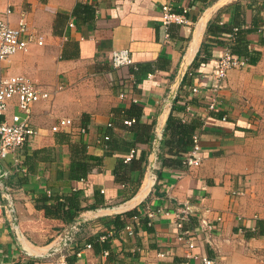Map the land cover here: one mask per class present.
Masks as SVG:
<instances>
[{
  "label": "crops",
  "instance_id": "1",
  "mask_svg": "<svg viewBox=\"0 0 264 264\" xmlns=\"http://www.w3.org/2000/svg\"><path fill=\"white\" fill-rule=\"evenodd\" d=\"M165 2L186 22L163 27ZM79 3L93 7L90 21L73 14ZM7 8L12 25L22 18L44 41L0 61V78L24 76L49 95L33 103L32 127L38 134L22 152L23 170L13 168L11 156L0 158L6 171L0 177V201L8 204V191L20 234H14L9 216L0 217V264L28 259L52 264L50 257L39 255L81 218L76 241L65 249L71 264H202L187 258L185 244L175 235V212L186 202L191 211L184 228L196 226L205 207L223 213L216 244L200 241L195 253L217 264H264V214H254L241 195L229 192L245 189L240 186L244 176L234 173L254 162L256 154L250 149L237 153L236 140L257 131L264 135V31H259L264 0H0V16ZM224 47L236 48L240 53H233L246 58L247 65L227 72L219 104L208 111L209 76ZM119 48L130 52L131 64H110L108 53ZM192 86L200 93L192 94ZM65 118L72 126L52 131ZM192 122L197 123L193 134L200 138L202 163L175 166L171 160L182 151L169 141L182 124ZM107 134L116 145L111 152L102 141ZM81 147L92 170L66 182L71 162L82 160ZM230 153V163L223 164L221 156ZM130 154L133 162L120 166ZM51 176L61 183L49 187ZM55 193L64 202L78 199L71 222L38 206L40 196ZM147 208L158 209L153 218L145 216ZM128 223L133 234L120 233ZM103 243L107 247H100ZM159 250L170 255L159 258Z\"/></svg>",
  "mask_w": 264,
  "mask_h": 264
},
{
  "label": "built area",
  "instance_id": "2",
  "mask_svg": "<svg viewBox=\"0 0 264 264\" xmlns=\"http://www.w3.org/2000/svg\"><path fill=\"white\" fill-rule=\"evenodd\" d=\"M185 12V10H184ZM10 10L7 8L0 16V61H6L12 54L17 51H26L31 44L41 45L44 41V36L37 29L33 28L24 19H19L16 25H12L8 20ZM161 21L163 27H167L170 23L177 24L185 23L186 20L182 13L173 10L171 3L165 2L161 5ZM73 22H69L68 26L72 27ZM237 28H234L236 32ZM264 31V24L259 28V31ZM108 59L113 67H120L132 63L130 52L125 48L112 49L108 53ZM247 65L246 58H243L229 49L224 47L221 54L217 57L213 66V71L209 76L211 86L209 88L210 100L207 103L208 111L214 110L219 104V90L223 86L227 72L234 68H242ZM198 86H192L190 92L192 94L200 93ZM207 90V89H206ZM48 93L37 88L28 78L19 75H10L0 78V158L11 156L12 166L15 170H23L22 152L25 147L32 144L33 139L38 134V130L32 127V106L38 99L48 97ZM123 96V94H121ZM11 107H16V110L10 111ZM187 104L186 109L189 110ZM200 121H205V113L199 115ZM222 120L225 117L222 116ZM131 120H125V123H130ZM110 125V124H108ZM72 126L71 121L67 118L61 119L58 124L52 126V131H57L59 128ZM81 134L86 132L84 127L78 129ZM109 136L104 135L102 141L108 140ZM200 138L197 134L192 135V145L190 149L181 156V163L185 168L200 166L203 160L202 149L200 146ZM130 156H127L124 161H128ZM231 194L242 195L244 190H231ZM157 210L147 208L144 211L145 216L153 218ZM161 212V210L159 209ZM191 211V205L187 202L183 207L175 212V235L177 240L183 242L188 250L187 258L199 260L202 264H217L212 258L200 253H195L200 241L207 245L213 246L215 237L218 234L219 225L223 222V213L214 210L211 207H205L200 212L197 220V225L189 228H184V221L188 220V213ZM167 213L166 211L164 212ZM7 215L4 204L0 201V217ZM240 219V216L238 217ZM148 221L146 225H150ZM80 223L72 226L71 232L66 235L64 244L51 252L48 256L51 258L52 264H71L67 259L65 249L68 245H72L76 241V233L80 231ZM242 231V229H239ZM120 233L132 235L133 228L131 224H126ZM62 236L59 238L61 239ZM104 237H102L103 239ZM91 244H86V248H90ZM106 253V252H105ZM80 250L75 252L79 256ZM170 255L169 250H159L157 257L164 258Z\"/></svg>",
  "mask_w": 264,
  "mask_h": 264
},
{
  "label": "trees",
  "instance_id": "3",
  "mask_svg": "<svg viewBox=\"0 0 264 264\" xmlns=\"http://www.w3.org/2000/svg\"><path fill=\"white\" fill-rule=\"evenodd\" d=\"M73 14L75 16H77L78 18L82 19L81 21L83 22H87L90 21V19H92L93 15H94V9L91 5L89 4H82L79 3L75 6L74 10H73ZM83 14V15H82ZM82 15V16H81ZM233 52L236 53H240L236 48H233ZM197 123H190V124H182V128L179 130V134L177 137H173V139L171 138L172 141H169L171 143V145H178V147H180L179 151H182L180 154H178L177 152H175L173 158H177V156L179 155L178 160H171L172 164L175 166H183L182 165V161H181V156L186 153L188 150L186 149L188 146L192 145V135L194 132V128L196 126ZM199 125V123H198ZM108 135V134H107ZM109 139L105 140V151L107 152H111L112 149L116 148L115 143L113 142V140L111 139V135H108ZM83 145V144H82ZM170 145V146H171ZM130 148H126V151H128ZM80 153H81V159L75 160L73 162H71V166L69 169V174H68V180H65L66 182L69 180H79L81 177H85L87 176V174L92 170L93 164L89 163L85 160L86 158V154H84L83 152L85 151V149L83 150V147H81V149H79ZM75 152L77 153L78 150H75ZM134 158V157H133ZM133 158H131L129 161L130 163L133 162ZM127 162H123V159H121L120 161V166H126ZM136 166L137 164L133 163V166ZM114 171H116V173H118V168L115 165V169ZM118 175V174H117ZM53 178V179H52ZM61 181H58V177H54L51 176V180L48 181L49 187H53L54 184H60ZM64 183V181H63ZM60 197L57 193L55 194H50L49 196H40L38 198V201H40V205H38L40 208H44L45 209V214L48 215H56L57 217H61V219H63L66 223L71 222L72 220H74V218L76 217L77 214V210L76 208H80L78 206V199H76L75 197H67L65 198V202L60 200ZM50 199H52V201L54 200V202H47ZM67 204V208L64 209V205ZM50 208V209H49ZM54 208V209H53ZM77 211V212H76ZM118 227H122L121 222L119 221H115ZM264 223V222H261ZM262 226V225H261ZM259 231H263L262 227H260ZM100 247L104 248L107 247L106 243H103L100 245ZM97 244L95 246V249L98 250L100 248ZM22 264H34V261L32 259H28L25 262H23Z\"/></svg>",
  "mask_w": 264,
  "mask_h": 264
},
{
  "label": "rangeland",
  "instance_id": "4",
  "mask_svg": "<svg viewBox=\"0 0 264 264\" xmlns=\"http://www.w3.org/2000/svg\"><path fill=\"white\" fill-rule=\"evenodd\" d=\"M233 146V149L237 147V153H242V149L253 150L255 154L254 162L250 161L244 165L243 169L238 167L237 163L241 164L240 158H234L236 163H233L239 169L234 175L244 176V181L240 185L245 188L241 196L246 201L248 208H253L254 214H264V135L262 132H255L252 135L240 136ZM235 153V152H233ZM231 153L227 156H221L220 160L224 163H230ZM240 157V156H239ZM238 158V159H237ZM202 163V162H201ZM249 163V164H248ZM244 183V184H243ZM237 190V189H230ZM229 190V192H230Z\"/></svg>",
  "mask_w": 264,
  "mask_h": 264
},
{
  "label": "water",
  "instance_id": "5",
  "mask_svg": "<svg viewBox=\"0 0 264 264\" xmlns=\"http://www.w3.org/2000/svg\"><path fill=\"white\" fill-rule=\"evenodd\" d=\"M5 175H6V171H5V169L2 167V165L0 163V177L1 178L5 177ZM4 194L9 198V199L7 198L8 199V202H7L8 204H5L4 207H5V210H6L7 214H8V216H9V221L12 224V228H14L13 232H14V234L16 236H20L19 231H17V229H16V220H15V218L13 216V205H12V201H11V199L9 197V192L5 191ZM81 221H84V220L81 218L79 220L74 221L73 224L71 225V228L76 223H80L81 224ZM66 235L67 234H65L61 239H58L57 241H55V243L52 245V247L48 248V250L43 255H39V256L40 257H48L51 254V252L57 251V249L64 244V240L66 238Z\"/></svg>",
  "mask_w": 264,
  "mask_h": 264
},
{
  "label": "bare ground",
  "instance_id": "6",
  "mask_svg": "<svg viewBox=\"0 0 264 264\" xmlns=\"http://www.w3.org/2000/svg\"><path fill=\"white\" fill-rule=\"evenodd\" d=\"M221 1H222V0H221ZM223 1H224V0H223ZM218 2H219V1H218ZM198 37H199V36H198ZM196 42H197V41H196ZM191 48H192V46H191ZM194 48H195V47H194ZM191 50H193V48H192ZM149 182H150V178H148V179L146 180V184L149 183ZM144 185H145V184H144ZM144 185H143V186H144ZM145 187H146V186H145ZM142 188H143V187H142Z\"/></svg>",
  "mask_w": 264,
  "mask_h": 264
}]
</instances>
